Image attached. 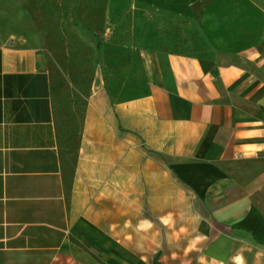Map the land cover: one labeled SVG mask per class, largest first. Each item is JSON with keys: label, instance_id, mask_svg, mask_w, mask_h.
<instances>
[{"label": "crops", "instance_id": "obj_1", "mask_svg": "<svg viewBox=\"0 0 264 264\" xmlns=\"http://www.w3.org/2000/svg\"><path fill=\"white\" fill-rule=\"evenodd\" d=\"M147 2L206 47L108 71L67 135L69 182L49 73L0 45V264H264V0ZM156 163L190 190L195 225L153 257L124 218L154 201Z\"/></svg>", "mask_w": 264, "mask_h": 264}, {"label": "rangeland", "instance_id": "obj_2", "mask_svg": "<svg viewBox=\"0 0 264 264\" xmlns=\"http://www.w3.org/2000/svg\"><path fill=\"white\" fill-rule=\"evenodd\" d=\"M159 8L147 0H0V45L51 77L64 117L59 136L68 182L67 135L78 128L86 97L108 71L139 61L146 48L206 47L185 15ZM190 194L173 176L168 182L156 163L155 199L141 201L138 215L124 218V240L153 257L178 252L194 234Z\"/></svg>", "mask_w": 264, "mask_h": 264}]
</instances>
